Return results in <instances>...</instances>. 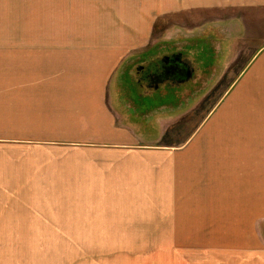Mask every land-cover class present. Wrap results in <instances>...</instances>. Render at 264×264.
Masks as SVG:
<instances>
[{
    "label": "rangeland",
    "instance_id": "rangeland-1",
    "mask_svg": "<svg viewBox=\"0 0 264 264\" xmlns=\"http://www.w3.org/2000/svg\"><path fill=\"white\" fill-rule=\"evenodd\" d=\"M248 11L228 8L170 12L164 0H0V96L4 99L6 76L27 74L26 66L21 64L22 51L46 50L69 43H111L120 37V32L126 33L128 23L138 22L132 20L133 16H140V24L135 25L142 30L149 27L153 32L147 42L152 47L158 46L152 55L135 62L133 69L139 63L163 55L169 48L184 49L195 63L212 65L213 58L216 59L209 70L210 76L186 92L182 99L169 90L165 95L140 96L135 78L131 81L128 71L112 84V103L120 120L119 127L124 124L133 128L143 146L150 145L160 155L173 157L145 159L144 164L150 168L155 166L152 172L175 170L162 168L167 164L175 166L176 171L191 173L196 168L197 147L215 125L219 113L234 102L235 96L230 93L242 85V82L234 84L235 78L249 64L251 56L264 47V9L257 11L261 13L258 19L256 16L250 19ZM144 38L140 37L142 41ZM209 43L213 44L216 55ZM6 50L15 57L11 64L6 63ZM13 63L18 68L7 71V66ZM132 74L135 76V71ZM259 79L256 75L253 82ZM242 110L264 116V84L250 100H245ZM4 114V108L0 107V264H264V215L248 220L258 247L236 250V254L233 248L197 244L210 241V237L185 235V226L178 228L184 214L196 212L178 208H196L198 191L207 188L210 193H218L221 181L226 186L222 190L228 194L225 207L229 209L245 207V201L251 196L259 195L264 200V179L260 178L264 173V155H253L255 162L248 168L243 165L250 159L248 152L254 148L233 149L244 150L245 154L238 157L236 173L226 174L229 177L225 180L197 178L195 173L181 177L177 171L164 175L160 181L152 180L149 185L148 179L142 177L139 185L132 180L133 187L125 190L134 194L125 197L126 201L135 202L134 205L99 207L85 202L92 199L93 195L87 194L91 191L86 186L73 189L75 178L68 181V177L81 179L86 161L103 151V147H78L69 143L76 142L73 140L58 147L41 148L43 140H37L40 136L68 137L74 133L21 131L30 125L19 123V116L14 113L6 118ZM26 142L36 144V148L26 147ZM208 149L207 154L211 156L232 155V148L228 149L230 153L224 147ZM259 150L264 154V148ZM117 151L112 149L113 154ZM72 158H76L75 174L70 173ZM44 162L47 163L44 165ZM56 165L58 170H63L53 174L58 183L52 179L34 181L46 178L42 171ZM137 171L141 170H130L132 174ZM72 191L81 194H69ZM97 196L102 200L107 198ZM216 204L225 209L221 201ZM116 207L124 210H109ZM113 215L115 219L111 221ZM106 216L108 221H104ZM138 223L146 227L131 232L127 225ZM222 223L215 220L212 226ZM163 224H166L164 234L159 229ZM148 226L157 234H150ZM123 239L127 241L121 242Z\"/></svg>",
    "mask_w": 264,
    "mask_h": 264
},
{
    "label": "crops",
    "instance_id": "crops-1",
    "mask_svg": "<svg viewBox=\"0 0 264 264\" xmlns=\"http://www.w3.org/2000/svg\"><path fill=\"white\" fill-rule=\"evenodd\" d=\"M164 3L166 9L168 11L170 9V12L215 11L216 9L228 8L243 9L246 12V9H248L247 14L250 19L253 16H256L257 19L261 18V13L257 11H263L264 9V0H164ZM254 8L257 11H254ZM132 20H137L138 22L128 23L129 29L126 30V33L122 34L120 32V37L111 43H69L56 45V47L52 46L46 50L29 49L22 51L21 64L22 67L26 66L24 72L27 74L6 76L4 99L0 96V107L4 108L5 118L14 113L16 117L19 116V123L30 125V127L31 125L33 126L32 128H23L21 131L74 133L68 137L56 136V138H49L48 136H40L37 140H43L41 148L58 147L73 140H76V142L69 143L78 147H103V151L100 150V153L91 155L86 161L84 174L81 179L72 175L68 177V181L71 178L72 180L75 178L72 185L73 189L80 190L83 186H86V189L91 191L87 194L93 195L92 199L85 202L99 207L105 205H134L135 202L125 200V197L134 196L133 193L125 191L126 187H133L132 180L137 181L139 185L143 177L144 180L148 179L150 185V181H160L164 175H172L177 171H179L178 174L181 177L195 173L198 175L197 178L225 180L229 177L226 174L236 173L238 157L242 156L241 154H245L244 150L236 152L233 149H256H250L248 152L247 156H250V159L243 163L245 168L255 162L253 155H264L263 151L259 150L264 148V116L246 113L242 110L245 100H250L253 94L260 90L264 84L263 47L259 48L255 56H251L249 64L235 78L234 84L242 82V85L236 86V89L230 93L235 96V98L233 97L234 102L219 113L215 125L207 131L203 141L199 144L200 150L197 147L195 171L191 173L182 170L176 171L175 166L165 164L162 168L175 170H170V172H152L151 170L155 166L150 168L149 165L144 164L145 159L158 160L164 158L169 160L173 157L160 155L159 151H156L150 145L143 146L137 135L133 133L134 129L124 124L119 127L118 121L120 122V120L115 116V107L112 103V84L121 74L126 75L128 69H131L135 62L141 61L156 52L155 47L158 46L152 47L147 42L153 32L149 27L142 30L140 26L135 25L140 24V16H133ZM140 37L145 38L142 41ZM5 53L6 63L9 62L11 64L12 60L15 59L14 55L10 54L8 50ZM17 68V63H13L11 67L7 66V71L10 69L13 71V69ZM256 75L260 79L253 82V77ZM250 83H256L257 85L249 86L248 84ZM6 121L8 120L6 119ZM24 145L26 147L30 146L32 149L36 148V144L26 142ZM164 147L170 146L166 145ZM210 147H224L227 151L232 148V155L229 156L227 153L222 157L208 155L207 152H209L208 148ZM112 149H117L118 151L113 154ZM71 162L73 168L70 173L75 174L76 158H72ZM46 163L44 162L43 164L45 165ZM57 166L45 169L41 174L46 178H39L34 181L43 182L52 179L53 183H58L59 181L56 180L53 174L61 173L63 170L61 168L58 170L59 166ZM220 166L227 167V169H223ZM135 168L147 172L137 171L134 173L141 176L134 175L130 170ZM263 174H260L261 179H264ZM78 180H84L85 183ZM34 181L31 186H33ZM253 185L254 181L251 186ZM61 186L64 187L65 185L62 183ZM220 187L218 193H210L207 188H202L198 191L196 208H178V210L182 211H196L190 215L184 214L180 219L181 224L178 228L185 226L187 229L185 235H193L197 238L198 236L201 237L202 234L206 238L210 237V241L205 242L203 240V243L198 242L197 244L209 243L208 245L233 248L234 254H236V250H250L258 247L257 239L253 234L251 225L248 224V220H251L255 215H264V209H261L260 203L261 201L264 206V200H261L259 195L258 197L251 196L245 201V207H238L232 210L225 207L228 206V199L225 198L228 194L223 192L226 189L223 181H221ZM96 190L97 193L94 194ZM240 193H243L242 189H240ZM69 194L76 195L81 194V192L72 191ZM97 195L107 198L105 200L98 199L99 196ZM219 201H221V205L225 209H220L222 206L220 208L216 207V202ZM256 201L259 202L255 206ZM78 202L80 204L84 203L82 201ZM109 210L122 211L124 209L116 207ZM235 210L237 211L229 212ZM234 218L241 221H238L240 224H237L238 222L233 223L232 220ZM113 219H115L114 215L111 217V221ZM215 220H221L223 223L218 226H212ZM104 221H108V216L104 218ZM165 225L163 224L159 227V229L163 230V234ZM127 226L134 233L146 227L142 223ZM148 227L150 228V226ZM152 232L155 235L157 234L156 231L150 228L149 233L151 234ZM181 236L183 235L178 234V237ZM124 241L127 240H121V242L125 243ZM154 242L159 241L154 240Z\"/></svg>",
    "mask_w": 264,
    "mask_h": 264
},
{
    "label": "flooded vegetation",
    "instance_id": "flooded-vegetation-1",
    "mask_svg": "<svg viewBox=\"0 0 264 264\" xmlns=\"http://www.w3.org/2000/svg\"><path fill=\"white\" fill-rule=\"evenodd\" d=\"M202 42H205V39H202ZM210 46L213 48V44H210ZM212 51L214 55L217 54L215 49ZM185 52L182 48H169L163 55L139 63L135 66V69L133 67L129 69L127 75L131 81L135 78L140 96L165 95V92L169 90L182 99L186 92H190L191 89L201 84L204 78L210 76L211 72L209 73V70L216 63L215 58H213L212 65L201 63L198 60L195 63L196 60H193L190 55H186ZM132 70L135 71V76H133ZM206 72L209 73L208 76Z\"/></svg>",
    "mask_w": 264,
    "mask_h": 264
}]
</instances>
